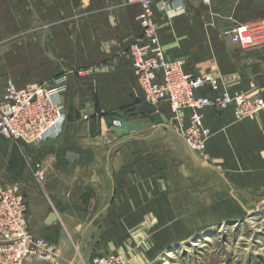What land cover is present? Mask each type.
Masks as SVG:
<instances>
[{
    "label": "crops",
    "instance_id": "1",
    "mask_svg": "<svg viewBox=\"0 0 264 264\" xmlns=\"http://www.w3.org/2000/svg\"><path fill=\"white\" fill-rule=\"evenodd\" d=\"M157 1L169 6L154 16L169 58L187 73L218 75L231 92L264 98V44L244 48L225 35L264 19V0ZM140 10L135 0H0V37L22 33L19 50L4 54L0 87L94 69L72 75L60 95L68 115L60 137L29 145L0 135V185L21 188L29 231L58 249L53 261L34 256L27 264H88L108 254L152 264L216 201L232 204L238 191L264 186V112L237 120L232 108L207 107L212 136L203 153L187 146L167 102L157 106L167 121L111 132L105 116L145 103L130 54L143 31ZM199 94L216 95L208 86ZM99 117L101 129L92 124Z\"/></svg>",
    "mask_w": 264,
    "mask_h": 264
},
{
    "label": "built area",
    "instance_id": "2",
    "mask_svg": "<svg viewBox=\"0 0 264 264\" xmlns=\"http://www.w3.org/2000/svg\"><path fill=\"white\" fill-rule=\"evenodd\" d=\"M140 4L139 21L142 34L130 46L134 72L143 91L144 102L158 106L167 102L174 123L187 146L194 152L206 149L212 131L206 122L207 107L218 110L233 109L237 120L254 119L264 112V98L244 92H231L222 86L220 77L212 73L190 74L180 59L169 58L160 42L155 12L167 10L168 4L157 0H135ZM208 3L209 0H204ZM174 11H182L181 5ZM244 48L264 44V19L238 24L225 31ZM93 67L66 71L48 83L18 86L8 79L0 87V135L29 145H39L60 137L68 119L59 98L67 91L72 75L85 77L93 74ZM208 86L216 95L199 94ZM189 111V123L185 112ZM89 119L88 115L84 116ZM113 126H120L119 120ZM42 183L45 171L40 164L34 171ZM27 202L17 184L0 185V264H27L31 257L53 261L57 246L45 238L35 237L27 226ZM88 264H144L130 260L124 254L96 255Z\"/></svg>",
    "mask_w": 264,
    "mask_h": 264
},
{
    "label": "rangeland",
    "instance_id": "3",
    "mask_svg": "<svg viewBox=\"0 0 264 264\" xmlns=\"http://www.w3.org/2000/svg\"><path fill=\"white\" fill-rule=\"evenodd\" d=\"M21 36L18 31L0 37V77H5L4 54L13 45L19 50ZM16 61L20 63V57ZM238 194L232 204L218 206L216 201L215 211L207 210L188 225L152 264H264V186H250ZM204 206L212 208L209 201Z\"/></svg>",
    "mask_w": 264,
    "mask_h": 264
},
{
    "label": "water",
    "instance_id": "4",
    "mask_svg": "<svg viewBox=\"0 0 264 264\" xmlns=\"http://www.w3.org/2000/svg\"><path fill=\"white\" fill-rule=\"evenodd\" d=\"M114 120H119L120 126H113ZM162 120L167 121L165 114L158 113L157 106L148 103H142L120 111L117 114L105 116L107 126L117 137L128 135L133 131L159 123ZM101 122V117H99L92 124H95L97 128L101 129ZM55 219V214H52L51 220L53 221Z\"/></svg>",
    "mask_w": 264,
    "mask_h": 264
},
{
    "label": "bare ground",
    "instance_id": "5",
    "mask_svg": "<svg viewBox=\"0 0 264 264\" xmlns=\"http://www.w3.org/2000/svg\"><path fill=\"white\" fill-rule=\"evenodd\" d=\"M170 255V254H169ZM168 256V255H167Z\"/></svg>",
    "mask_w": 264,
    "mask_h": 264
}]
</instances>
